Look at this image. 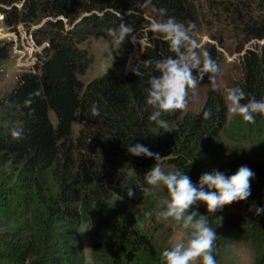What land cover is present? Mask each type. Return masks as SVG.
Listing matches in <instances>:
<instances>
[{"label": "trees", "instance_id": "obj_1", "mask_svg": "<svg viewBox=\"0 0 264 264\" xmlns=\"http://www.w3.org/2000/svg\"><path fill=\"white\" fill-rule=\"evenodd\" d=\"M146 3L0 0L8 27H29L45 19L32 35L39 45L48 44L36 71L21 73L17 84L0 98V264H84L78 233L84 223L93 262L163 264L162 253L171 248L163 232L169 229L157 220V203L148 198L152 186L144 176L156 160L131 155L127 147L136 143L159 154L166 173L185 172L194 184L214 170L230 176L236 166L249 167L254 178L243 223L255 264H264V213L250 210L264 207V116L257 115L254 124L238 114L229 119L222 94L210 89L198 111L186 108L163 114L173 129L164 132L149 120L154 109L146 103L148 81L159 73L143 64L149 58L175 55L162 37L146 43L133 63L132 69L138 64L139 75L132 69L124 72L128 52L121 48L104 74L87 84L78 77L90 58L79 43L108 35L121 18L134 31L141 24L149 26L159 18L154 6L167 9V16L179 22H194L196 30L200 26L198 0ZM207 7L205 22L220 36L227 26L234 36L239 34L238 51L250 40L264 39V0H209ZM66 22L73 26L65 28ZM215 42L223 48L222 41ZM207 51L218 64L214 46ZM8 52L3 44L0 58L6 59ZM240 67V78L228 88L241 87L248 98L264 99V44L246 48ZM209 81L205 74L197 87ZM93 104L99 116L91 115ZM207 110L212 113L209 119L204 118ZM14 129L22 130L20 139L12 137ZM128 188L134 192L131 198ZM159 188L168 199L167 188ZM192 210L206 215L215 228L217 259L224 248L218 233L221 209L208 212L206 204L198 202Z\"/></svg>", "mask_w": 264, "mask_h": 264}, {"label": "clouds", "instance_id": "obj_2", "mask_svg": "<svg viewBox=\"0 0 264 264\" xmlns=\"http://www.w3.org/2000/svg\"><path fill=\"white\" fill-rule=\"evenodd\" d=\"M150 3L151 0H147L145 6ZM152 10L158 14L159 18L150 23L148 31L156 38L162 37L168 41L170 49L175 55L155 60L149 58L143 61L145 68L153 67L159 73L158 76H153L148 81L150 87L146 103L154 109L149 120L155 122L164 132H172L173 129L166 120L161 118L162 115L171 114L176 110H185L188 107L189 89H195L205 74H208L210 81H215L220 68L210 52L200 51L201 46L194 38L196 32L194 22L189 21L187 24L179 22L175 17L167 16V9L164 8L157 9L153 6ZM131 12L132 10H129L128 14ZM108 35L118 43H123L129 36H132L133 42H135L134 28L123 22L122 18L118 28L109 29ZM253 40L264 41V39ZM33 42L35 43L34 40ZM245 49L242 51L244 52ZM132 70L136 75L140 74L138 64ZM127 71L124 66V72ZM194 71L196 75L193 74ZM226 93L229 111L238 114L244 121L254 124L257 115L264 116V99L248 98V94L241 87H229L226 89ZM245 100L246 103L242 102ZM99 114L98 106L93 104L91 115L95 117ZM211 115V110L204 112L205 119L211 118ZM11 135L15 139H20L22 130L14 129ZM127 151L133 156H144L156 160V164L144 176L148 185L153 187L163 185L167 188L169 198L161 202L163 210L158 214L165 220H174L188 232L185 241L176 243L170 249L163 251V264H196V261H200L201 264H217L215 228L210 226L206 215H198L192 209L198 202H203L206 204L208 212L215 213L226 205L247 200L251 194L253 171L247 166H241L235 174L228 176L214 170L212 173L202 174L198 183L194 184L185 172L166 173L159 163L161 156L153 153L143 144L129 145ZM127 195L129 198L134 196L131 188L127 189ZM250 210L254 211L256 215L264 213V207L254 206ZM145 215L151 216L152 213L147 212Z\"/></svg>", "mask_w": 264, "mask_h": 264}, {"label": "rangeland", "instance_id": "obj_3", "mask_svg": "<svg viewBox=\"0 0 264 264\" xmlns=\"http://www.w3.org/2000/svg\"><path fill=\"white\" fill-rule=\"evenodd\" d=\"M208 2L209 0H198L197 5L199 7L198 17L200 26L194 33V38L199 42L201 52L207 51L210 46H214L218 56L220 71L216 75L215 81H209L207 84H204V86L189 89L187 108L193 112L198 111L206 98L208 90L213 89L222 94L227 106V115L230 119L234 114L231 113L228 108L226 89L232 80L238 79L241 76L240 59L243 51H238L236 49L239 43V36H237L239 34L234 36L233 31H231V26H227V31L220 36L214 26L205 22L208 12ZM78 19L76 21H78ZM44 20L45 19L29 27H25L22 24L8 27L4 24V16L0 14V47H2L3 44H7V47H9L6 59L0 58V98L17 84L21 73L35 72L36 64L44 58V48L48 45L47 41L39 45L35 37L30 35L33 30L44 26ZM72 26L73 24L70 25L68 22L65 23V28L67 29H70ZM148 28L149 26L141 24L140 27L134 31L135 42H133L132 36H129L126 37L123 43H118L109 35H94L80 42L79 47L85 49L90 58L86 70L78 75L79 79L84 84H87L92 79L102 75L107 68L110 67L121 48H124V50L128 52V62L125 65V71L129 70L134 61L138 59L144 45L155 38V36L148 31ZM211 35L214 36V40L211 39ZM215 40L222 41L223 48L219 47ZM263 43L264 41L250 40L243 45L242 49H259ZM193 74H196V72L194 71ZM51 119L54 123L52 115ZM6 121L7 123H11L8 119ZM77 129L78 123L75 122L73 130L76 131ZM162 168L165 172L168 169L166 167ZM234 169L237 171L238 166L234 167ZM159 191V186H152L148 191V198L157 203V220L162 222L165 228L169 229V231H164L163 235L166 236L167 243L172 247L176 243L185 241L188 232L174 220H165L159 216V211L163 210L161 202L165 200ZM247 213V200L234 202L221 209L218 233L224 242V248L218 254L219 257L216 259L217 264H255L253 247L250 238L246 234L243 223V217ZM78 233L80 236L84 264H97L93 262L91 258L88 225L86 223L81 224L78 227ZM196 264H201V262L196 261Z\"/></svg>", "mask_w": 264, "mask_h": 264}]
</instances>
